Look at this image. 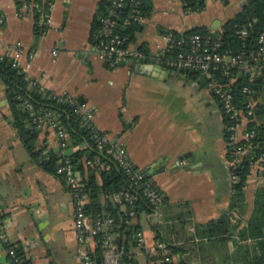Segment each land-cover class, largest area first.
Returning a JSON list of instances; mask_svg holds the SVG:
<instances>
[{"label":"crops","instance_id":"crops-1","mask_svg":"<svg viewBox=\"0 0 264 264\" xmlns=\"http://www.w3.org/2000/svg\"><path fill=\"white\" fill-rule=\"evenodd\" d=\"M248 1L208 0L204 10L186 12L182 0H151V13L131 42L145 55L112 65L96 48L101 0H54L49 22L44 23L43 14L40 18L46 25L41 32L38 6L0 0L4 43L22 41L37 49L28 69L36 86L45 93L69 91L82 98L94 111L96 126L122 145L162 192L161 211L148 207L136 219L146 247L137 245L135 234L123 236V248L137 264H155L149 249L158 239L173 247V264H241L236 256L247 241L239 230L252 216L264 173L250 172L236 201L219 100L201 78L169 71L153 56L167 46L169 31H219ZM27 62L25 56L23 64ZM6 90L0 76V213L8 242L28 264H82L73 195L59 175L32 158L12 123ZM40 129L37 143L45 154L77 149L62 151L56 132L49 125ZM153 167L155 173L149 174ZM258 178L263 180L258 183ZM111 199L125 209L117 196ZM223 218L233 231L221 236L213 228ZM0 264H12L2 241Z\"/></svg>","mask_w":264,"mask_h":264},{"label":"built area","instance_id":"built-area-1","mask_svg":"<svg viewBox=\"0 0 264 264\" xmlns=\"http://www.w3.org/2000/svg\"><path fill=\"white\" fill-rule=\"evenodd\" d=\"M23 1L25 7L38 6L39 10L43 12L44 23L49 22V12L53 3H50L47 11H44V7L34 0L30 3L27 0ZM141 6L142 0H110L109 12L100 14L98 17L101 28L96 35V48L101 57L110 61L112 65H120L145 55L140 50L132 48L131 34L124 31L143 22L145 15ZM3 22L4 18L0 17V60H9L13 67L25 74L26 79L35 84L36 81L30 77L28 69L37 55V49L28 48L22 41L4 43ZM238 34L243 40H246L249 35L248 26L239 28ZM166 37L167 46L153 56L156 61L177 72L197 73L199 78L205 80L208 88L220 101L224 114L230 119L228 125L230 130L229 141L235 149L234 158L230 161L231 180L235 185L240 181L238 169L248 149V146L243 145L242 141L253 137V133L247 130V124L255 116L257 91L250 84L244 85L242 94L246 99L242 102L237 97L233 83L241 77V73L248 76L249 82H253L257 77L264 75V60H262L264 29L259 35V43L261 44L259 51H242L240 54H232L231 51L224 50L220 35L214 36L198 31L186 33L171 30ZM54 53L57 54V51L55 50ZM25 56L28 57L26 65L23 64ZM49 95L61 102L68 103L73 108L74 113L80 117L82 125L90 129L97 147L112 157L127 174L129 187L114 195L125 206L128 204L130 216L135 218L137 214L136 201L138 195L133 192L132 188L134 187L141 188L152 208L160 212L164 203L162 192L147 179L145 171L134 163L123 146L116 143L107 132L96 126L94 111L69 91H50ZM23 102L29 109L33 108V103L29 99L25 98ZM33 119L38 127L49 125L56 132L63 151L69 148L70 138L66 127L53 112L47 111L44 115L35 114ZM63 154L57 167V175L64 180L73 195L76 209L75 227L82 264H99L95 256V250L99 244L103 248V264H123V253L116 242L118 232L116 231L115 217L106 214L94 218L88 213L87 204L90 198L85 190V182L81 172L75 166L72 157L68 153ZM185 162L186 160L182 161V163ZM87 164L96 167L98 170L109 167L99 157L89 159ZM250 165L251 172L258 169L264 173V152L259 158L251 160ZM0 241L8 246L12 264L24 263V259L19 256L17 248L9 246L4 218L1 213ZM135 241L140 247H146L147 238L143 230L139 229L135 233ZM149 252L155 264H173L172 248L166 241L156 240Z\"/></svg>","mask_w":264,"mask_h":264},{"label":"trees","instance_id":"trees-1","mask_svg":"<svg viewBox=\"0 0 264 264\" xmlns=\"http://www.w3.org/2000/svg\"><path fill=\"white\" fill-rule=\"evenodd\" d=\"M21 5L23 0H17ZM40 5L47 11L50 3L54 0H38ZM183 7L186 12L202 11L206 8L208 0H182ZM110 0H101L100 13L106 14L109 12ZM142 10L145 16L149 15L152 10L151 0H142ZM42 12L36 13L37 29L40 32L45 29V24H41L40 18ZM98 17V16H97ZM99 23V20L97 21ZM248 26L249 35L246 40H243L238 34V29ZM141 24L132 26L124 31L131 34L132 40L135 38L136 31L141 29ZM100 30L101 25L97 27L95 35ZM264 29V0H249L234 17L230 18L219 31H210L207 27H196L186 31V33L202 32L212 35H220L223 42L224 50L231 51L232 54H240L242 51L250 52L251 50L259 51L261 44L259 43V35ZM97 32V33H96ZM245 44V45H244ZM264 60V51L262 53ZM190 77H198L197 73L184 72ZM0 76L4 79L7 85V97L12 109V123L21 137L27 150L31 153L32 158L39 162L47 171L57 174V167L60 164L64 154H57L53 151L44 153V148L38 146V138L41 133L40 127L34 122V115H44L47 111H51L55 116L62 121L70 138V147L77 149L69 153L72 160L81 172L83 181L85 182V190L89 194L90 201L87 204V211L92 217L100 215H111L116 219L117 229L120 234L119 239L116 237L122 251L123 264H137L135 259L128 254V248H123V236L127 234L131 237L140 229V225L136 219L145 208H152L147 197L143 195L141 188H132L133 192L138 195L136 201V217L132 218L128 212L129 206L126 205L122 210L119 203L112 201L111 196L127 187H129V178L119 164L110 157L105 151H101L95 140L92 137L88 127L82 125L81 119L73 111V108L66 102H61L58 99L50 96L49 92H43L39 86L31 87V82L26 79L24 73H20L17 68L13 67L7 59L0 60ZM240 78L233 83V88L236 91L240 101H244L246 97L242 94L244 85L250 84L256 92V106L254 119L247 124V130L253 133V137L249 140H243L242 144L248 146L247 152L243 156V162L238 169L240 181L236 186V201H240L244 188L247 185L248 176L251 172V160L257 159L264 152V75L257 77L253 82H249V78L244 73L240 74ZM202 82L205 80L202 78ZM29 99L33 103V108L29 109L25 106L23 99ZM220 102V101H219ZM221 105V103H220ZM223 112V108L221 105ZM224 114V112H223ZM225 136L228 145V158L230 161L234 158V145L230 143L229 136L230 124L229 117L224 114ZM68 148V149H69ZM62 150V148H61ZM63 151V150H62ZM95 157L101 158L103 162L109 165L108 168L98 170L96 167H91L87 164L89 159ZM147 179L150 180L147 175ZM213 231L224 236L233 231L232 224L228 218H223L214 224ZM242 240L247 242L239 246V252L236 256V261L241 264H264V185L259 187L255 205L251 218L248 221L247 227L239 230ZM222 239L227 240L228 237ZM15 246V245H9ZM171 248H173L170 245ZM17 248V247H16ZM19 256L24 259L23 254L17 248ZM95 256L99 264H103V248L99 244L95 250ZM27 261L24 259V263Z\"/></svg>","mask_w":264,"mask_h":264},{"label":"water","instance_id":"water-1","mask_svg":"<svg viewBox=\"0 0 264 264\" xmlns=\"http://www.w3.org/2000/svg\"><path fill=\"white\" fill-rule=\"evenodd\" d=\"M148 66H149V67H151V68H153V67H154V65H148ZM159 68H160V69H162V67H160V66H159ZM167 69H168V68H167ZM169 71H172V69H169ZM81 102H82V98H81ZM155 170H156V168H155V167H153V168H152V171H150V173H149V174H153V173H155Z\"/></svg>","mask_w":264,"mask_h":264},{"label":"rangeland","instance_id":"rangeland-1","mask_svg":"<svg viewBox=\"0 0 264 264\" xmlns=\"http://www.w3.org/2000/svg\"><path fill=\"white\" fill-rule=\"evenodd\" d=\"M4 110H2V112H3ZM1 113V112H0ZM6 115H4L3 117H5ZM263 179H260V178H258V180H257V182L258 183H260L261 181H262Z\"/></svg>","mask_w":264,"mask_h":264}]
</instances>
